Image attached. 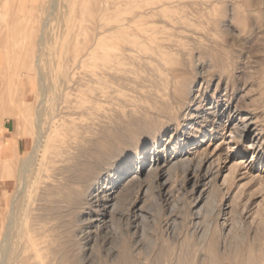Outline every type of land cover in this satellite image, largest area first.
<instances>
[{
    "label": "rangeland",
    "instance_id": "obj_1",
    "mask_svg": "<svg viewBox=\"0 0 264 264\" xmlns=\"http://www.w3.org/2000/svg\"><path fill=\"white\" fill-rule=\"evenodd\" d=\"M172 70L193 79L202 111L195 113L199 99L187 106L180 98L168 118L146 122L143 113L163 96L158 89ZM210 103L226 105L236 128L223 116L200 124ZM4 127L24 143L0 162V264H178L195 253L187 237L194 196L208 185L198 176L192 187L182 164L172 167L166 192L154 173L143 174V218L103 217L70 204L68 185L78 175L120 169L122 162L108 170L102 153L126 147L129 137L136 141L134 159L125 158L132 167L155 148L166 157H209L214 206L237 220L238 235L246 234L243 223L252 226L249 235L259 226L264 244V0H0ZM141 133L149 138L143 146ZM245 241L236 254L206 247L187 262L245 264L253 255Z\"/></svg>",
    "mask_w": 264,
    "mask_h": 264
},
{
    "label": "bare ground",
    "instance_id": "obj_2",
    "mask_svg": "<svg viewBox=\"0 0 264 264\" xmlns=\"http://www.w3.org/2000/svg\"><path fill=\"white\" fill-rule=\"evenodd\" d=\"M172 71H173L172 79L168 80L165 83L164 87H162L161 89H158V90H162L164 92L163 96H160L158 99H155L154 101H152L150 103V105L147 106L146 111L143 113V116H144V119L146 120V122L150 121L152 119H155V118L156 119H160V118L163 119V117L168 118V116L171 115V112L174 108L173 104L179 102L180 98L184 99L182 102L187 101L186 102L187 106H190V104H192L193 101H196L199 99V106L200 107L197 108L195 113L196 114L201 113L202 110L200 108H201L205 98L203 96L197 95V93H192V89H193L192 84L194 83L193 79L183 77L181 74H177L178 70H172ZM210 104L211 105H209L207 107V109L203 112L204 113L202 116L203 119L200 121V124L204 122L203 121L204 119H211L212 117H222L223 116V117H226L227 120L230 119L229 125H234V129L236 128L237 124L232 123L233 121H231V120L233 118V115L231 114L229 108L226 107V105H219L217 103H210ZM193 112H189V116H193ZM245 127L246 126L243 125L240 127V130H239V128L237 126V129L239 130L238 132H243ZM236 134H237V132H236ZM41 138H42V134L39 133L37 136V140H38L37 147L40 146ZM119 146H120V144H119ZM190 154H192V153H190ZM190 154L188 153V151H186V152H184V154L183 153L177 154V155L170 154L166 157L164 155L161 156L160 153H158V150L155 148L152 151L141 152L142 156H137L135 158L136 162H135V165H133V167L128 163V161H126V159H124L122 161V166L117 171H113V172L106 171V173L104 175H100V176H99V174L95 175L94 173L91 175H87V176L86 175L85 176L78 175L76 178V181L74 183L68 185L69 186L70 204L73 205L74 209H79V208L85 209L86 207H88L93 212H102L103 217H104V215L110 216V215H115L116 213H118L120 218L124 217L127 220L130 219V221H131V217H133L134 219L135 218H143L144 217L143 212L146 211V206L143 204V202H144V198H145L147 192L149 191L148 186L145 185L146 181L143 177V174H146V172L147 173H149V172L154 173L153 182H156L157 188L160 191L166 192V191H168L166 189H167L168 184L171 180L172 167L177 165V164H182V165H184V174H185V177H187V180H188V176H190V175L193 177L192 179H194L193 183L191 184L192 187H194V185H196L195 179H196V177L199 176L198 178L202 179L204 182L207 181L204 184L208 185V188L206 190H204V189L199 190L196 196L193 195L195 197L194 198V208H193L194 210L192 211L191 215L194 218H192V220H191V229L189 231L190 234L189 235L187 234V237L189 236L193 242L191 244L189 243V245L191 247H195L198 249L195 250V253H194V251H192L191 255L190 254H189V256L186 255L187 256L186 257L187 259L185 258L186 261L185 260L184 261L179 260L178 264H190V262L189 263L187 262L189 259H190L189 261L192 260L191 261L192 263H193L194 259L195 260L200 259L201 256L199 255V253H201L202 249H204L206 247L207 248H211V247L214 248L218 254H223V252H232V253L236 254L237 251L239 250V248L241 247V245L244 244L245 240L247 242H250L253 246L252 247L253 248V255L249 256L245 260V264H264V244L259 242L261 237L259 238L258 233H257V230H260L259 226H256L255 228H253L254 230H252L253 233L251 235H249L250 232H247L252 227L248 223H243V227L246 231V234L242 233L243 235L242 234L238 235L235 232L234 228L236 227V225L238 223L237 220H235L234 218H230L231 217L230 215H228L230 217H226V215H227L226 213L221 214L222 211H220L219 208L214 206V200H212V198H211V191H213L214 189L217 190L218 187L215 184L214 180L212 179V175H213L212 173L213 172L211 173V164H210V162H208L209 157L208 158L200 157V158H198V159L196 158V160H194V158H192V157L190 158ZM143 155L145 157L148 156L151 158V162H150L149 166L144 164ZM195 156H197V154ZM1 161L2 160H0V162ZM105 167L108 168V166H106V165H105ZM130 169H132V170H131V173L129 174ZM83 172L85 173V172H87V170H84ZM127 174H129V176H126ZM22 176H24V175H22ZM3 177H4V174L0 170V179ZM22 184H24V182H22ZM133 184L136 185L135 187L137 188L136 196H135V198H133V200H131L127 204V206L125 205L126 206L125 208H122L121 204H122L123 198L125 196L124 192L127 189H129L130 186ZM172 185H170V186H172ZM170 186H169V188H172ZM182 186H183V184H182ZM221 187H222V185H221ZM161 196H162V194H161ZM209 207H211V208L209 209ZM205 212H207V214H205ZM224 212H226V211H224ZM231 215H233V217H237V212H231ZM90 218L91 217H88L87 219L90 220ZM84 221H86V220H84ZM108 222H107V224H108ZM172 222L174 223V221H172ZM255 222H256V220H255ZM74 223H75V221H74ZM253 223H254V221H253ZM188 224H189V222H188ZM98 225L99 224H97V226ZM136 225H135V228H137ZM143 228H145V227H143ZM79 230H81V229H79ZM183 233H185V231ZM91 234H89V235H91ZM72 236H74V235H71V237ZM85 237H87V236H85ZM182 237H184V236H182ZM263 240H264V236H263ZM246 241H245V243H246ZM2 251L4 252V249ZM5 252H6V249H5ZM5 252H4V254H5ZM191 257H192V259H191ZM175 259H177V258H175Z\"/></svg>",
    "mask_w": 264,
    "mask_h": 264
},
{
    "label": "snow or ice",
    "instance_id": "obj_3",
    "mask_svg": "<svg viewBox=\"0 0 264 264\" xmlns=\"http://www.w3.org/2000/svg\"><path fill=\"white\" fill-rule=\"evenodd\" d=\"M169 131L171 128L168 129ZM141 136L140 139V145L143 146L144 143L148 142L149 138L146 133L139 134ZM124 144L125 146H121L120 148H116L113 146V148L108 151L102 153L103 157V164L108 166V170H113L116 165H119L126 157H133L134 154L132 152V148L136 146L135 138L129 137L125 140Z\"/></svg>",
    "mask_w": 264,
    "mask_h": 264
},
{
    "label": "crops",
    "instance_id": "obj_4",
    "mask_svg": "<svg viewBox=\"0 0 264 264\" xmlns=\"http://www.w3.org/2000/svg\"><path fill=\"white\" fill-rule=\"evenodd\" d=\"M23 140L18 139L5 127L0 130V160L12 158L23 146Z\"/></svg>",
    "mask_w": 264,
    "mask_h": 264
}]
</instances>
